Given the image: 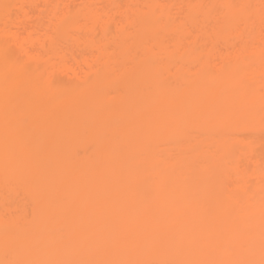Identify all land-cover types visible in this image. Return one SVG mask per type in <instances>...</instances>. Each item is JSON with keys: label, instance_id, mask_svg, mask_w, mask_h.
Returning <instances> with one entry per match:
<instances>
[{"label": "bare ground", "instance_id": "bare-ground-1", "mask_svg": "<svg viewBox=\"0 0 264 264\" xmlns=\"http://www.w3.org/2000/svg\"><path fill=\"white\" fill-rule=\"evenodd\" d=\"M0 264H264V0H0Z\"/></svg>", "mask_w": 264, "mask_h": 264}, {"label": "rangeland", "instance_id": "rangeland-1", "mask_svg": "<svg viewBox=\"0 0 264 264\" xmlns=\"http://www.w3.org/2000/svg\"><path fill=\"white\" fill-rule=\"evenodd\" d=\"M15 10H16V9L14 8V9L11 11V14L14 13V15H15V13L17 12V10H16V12H13V11H15ZM12 15H13V14H12ZM19 15H20V14H19ZM35 16H36V15H35ZM35 16L33 15L32 18L35 19ZM32 18H30V19L32 20ZM32 21L34 22V20H32ZM79 31H80V30H79ZM82 46H83V45H82ZM82 48H83V47H82ZM60 75H61L62 79H64L63 75H62V74H60ZM58 76H59V75H58ZM91 96H92V95H91ZM93 97H94V96H93ZM93 97H92V98L89 97L90 100H92V99L95 98V97H94V98H93ZM232 130H233V132H230L231 130L228 132L230 135H231V133H232V134H234V133H236V134L239 133L238 131L236 132L234 129H232ZM236 130H237V129H236ZM240 133H241V132H240ZM240 133H239V134H240ZM248 133H249V132H247V135H250V134H251V132H250V134H248ZM239 134H238V135H239ZM244 134H245V133H244ZM234 136H235V135H234ZM236 136H237V135H236ZM39 148H40V147H38V148L36 147L35 149H36V150H37V149L39 150ZM69 148H70V147H69ZM40 150H41V149H40ZM25 162H26V160H24V163H25ZM24 163H23V160H22V164H24ZM13 173H14V171L12 172L13 177L16 176L17 179H20V177L18 178V174H17L16 172H15V173H16L17 175H16L15 173H14V174H13ZM43 177H44V175H43ZM41 193H42V192H40L39 194L41 195ZM20 195H21V196H24L25 194L21 193ZM24 197H25V200H26L27 197H26V196H24ZM22 199H23V198H22ZM26 201H28V200H26ZM28 206H29V205H28ZM28 206H27V207H28ZM28 208H29V210H30V207H28Z\"/></svg>", "mask_w": 264, "mask_h": 264}]
</instances>
